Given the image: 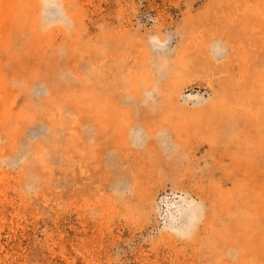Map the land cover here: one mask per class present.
I'll list each match as a JSON object with an SVG mask.
<instances>
[{
	"label": "rangeland",
	"instance_id": "374dc122",
	"mask_svg": "<svg viewBox=\"0 0 264 264\" xmlns=\"http://www.w3.org/2000/svg\"><path fill=\"white\" fill-rule=\"evenodd\" d=\"M0 264H264V0H0Z\"/></svg>",
	"mask_w": 264,
	"mask_h": 264
}]
</instances>
